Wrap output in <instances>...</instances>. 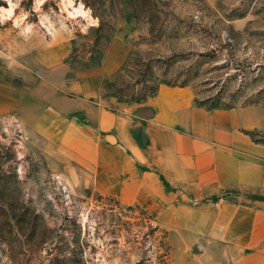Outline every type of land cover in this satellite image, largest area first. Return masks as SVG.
I'll use <instances>...</instances> for the list:
<instances>
[{
	"label": "rangeland",
	"instance_id": "obj_1",
	"mask_svg": "<svg viewBox=\"0 0 264 264\" xmlns=\"http://www.w3.org/2000/svg\"><path fill=\"white\" fill-rule=\"evenodd\" d=\"M172 58L197 79L169 83ZM127 62L154 94L131 99ZM187 97L264 112V0H0V264H235L141 190L150 119Z\"/></svg>",
	"mask_w": 264,
	"mask_h": 264
},
{
	"label": "crops",
	"instance_id": "obj_2",
	"mask_svg": "<svg viewBox=\"0 0 264 264\" xmlns=\"http://www.w3.org/2000/svg\"><path fill=\"white\" fill-rule=\"evenodd\" d=\"M191 101L178 112L161 99L149 122L153 147L141 190L150 193L151 207L165 208L167 224L196 239L230 242L235 264H264V138L242 130L264 131V112Z\"/></svg>",
	"mask_w": 264,
	"mask_h": 264
},
{
	"label": "trees",
	"instance_id": "obj_3",
	"mask_svg": "<svg viewBox=\"0 0 264 264\" xmlns=\"http://www.w3.org/2000/svg\"><path fill=\"white\" fill-rule=\"evenodd\" d=\"M102 1L103 0H84L86 6H92L93 8L96 7V4L102 3ZM173 60L174 59L172 58L171 62L164 66L165 70L163 71V75L169 77L168 78L169 83H172V84L179 83V85H187V84H191L193 81H195V79H197V76L199 74H198V72L195 73V71L192 69L194 64H191L188 67H181V68L177 69V71L174 72L173 76H168L169 72H167V71L170 70V66H171V64H173ZM139 63H140V61L136 62V64H139ZM237 67H240V66H237ZM127 68L129 69V72H130V76H131L130 79L133 80V83H132L133 96L131 98L132 100H141V99H144L147 96L155 93L157 87H155L154 85H148L147 84V81L150 80V78L152 77L150 66H148V68H146L144 70V72H140L138 70V68H136L135 64L130 65L127 62ZM214 68H217V65L213 66L212 69H214ZM212 69H210V70H212ZM240 71H242V70H240ZM125 74L129 75L128 72H126ZM236 74H237L236 72L233 73V75H236ZM214 78L215 77L210 76L209 78H207V81L208 80H214ZM221 80H222V78L220 76H218V78H215L214 84L218 83Z\"/></svg>",
	"mask_w": 264,
	"mask_h": 264
},
{
	"label": "clouds",
	"instance_id": "obj_4",
	"mask_svg": "<svg viewBox=\"0 0 264 264\" xmlns=\"http://www.w3.org/2000/svg\"><path fill=\"white\" fill-rule=\"evenodd\" d=\"M9 2H11V0H9ZM11 12H12V8L11 7L4 9V14L5 15L10 14Z\"/></svg>",
	"mask_w": 264,
	"mask_h": 264
}]
</instances>
